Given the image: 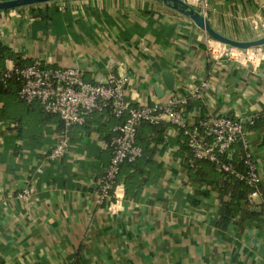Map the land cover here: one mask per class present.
<instances>
[{
    "label": "crops",
    "instance_id": "crops-1",
    "mask_svg": "<svg viewBox=\"0 0 264 264\" xmlns=\"http://www.w3.org/2000/svg\"><path fill=\"white\" fill-rule=\"evenodd\" d=\"M210 26L235 40L264 35V0H186ZM42 10L44 15L37 14ZM189 18L157 0H63L0 11V40L30 62L76 66L83 78L127 77L134 105L162 104L171 93L207 88L190 114L224 115L243 125L246 150L264 199V46L255 60L235 57ZM6 59L4 66H11ZM172 76L168 93L162 76ZM0 264H264V226L213 224L218 195L190 184L177 155L178 130L163 121L154 135L159 178L133 198L118 178L119 198L99 202L110 158L109 139L121 122L111 109L70 128L65 154H48L59 117L11 94L0 102ZM260 120L255 126L253 121ZM233 149V148H232ZM41 172H37V168ZM35 187L32 201L18 196ZM192 199L198 202L193 205Z\"/></svg>",
    "mask_w": 264,
    "mask_h": 264
},
{
    "label": "built area",
    "instance_id": "built-area-1",
    "mask_svg": "<svg viewBox=\"0 0 264 264\" xmlns=\"http://www.w3.org/2000/svg\"><path fill=\"white\" fill-rule=\"evenodd\" d=\"M207 40L210 51L218 55L215 42L219 41L209 35ZM228 48L232 57L243 52L249 61L255 60L261 50V46ZM0 76L4 82L11 79L19 82L17 96L21 101L27 104L38 102L44 112L57 115L62 121L63 127L47 155L50 159L65 154L70 142V128L83 124L87 115L110 107L112 114L121 119L108 142L110 158L98 184L99 202L119 198L116 178L121 164L134 161L142 155L141 147L134 142L139 124L148 122L158 125L163 121L170 122L183 133L195 159L211 162L251 187L247 195L249 205L253 206L255 198L262 196L261 178L246 150L242 123L224 115L199 118L186 109L189 99L202 96V91L207 88L206 82H202L194 92L187 89L182 93H171L162 104L134 105L126 96L127 77L120 74H108L104 82H91L83 78L81 69L76 66H51L34 58L24 65L12 62L11 66H4ZM237 141H241L245 148L243 171L237 170L230 160L223 158L224 155L230 156L231 148ZM36 171L39 173L42 169L38 167ZM34 192L35 187L32 185L24 188L18 196L31 202ZM262 203L264 205V199Z\"/></svg>",
    "mask_w": 264,
    "mask_h": 264
},
{
    "label": "trees",
    "instance_id": "trees-1",
    "mask_svg": "<svg viewBox=\"0 0 264 264\" xmlns=\"http://www.w3.org/2000/svg\"><path fill=\"white\" fill-rule=\"evenodd\" d=\"M44 13L39 10L37 14L44 15ZM8 58L12 59L16 65L28 63V61L20 59L19 55L0 40V70L3 68L4 61ZM18 88V81L11 79L4 82L0 76V102L9 94L18 101L23 102L17 96ZM195 107L200 110L202 115L203 108L198 101L189 99V103L186 106L187 111H191ZM4 109V106L0 108V115ZM107 109L109 110L110 107L105 108V110ZM58 121V130L60 131L63 126L62 121L60 119ZM259 123L260 120L256 119L251 127H255ZM162 132L161 124L154 125L142 122L137 127L134 142L141 147L142 155L134 161L122 163L116 178V181H118L120 175L123 174L125 193L133 198H136L145 187L159 178L157 171L160 168V164L154 159L155 145L153 146L151 143L153 141L158 142L154 135L157 134L159 137ZM178 135V150L176 153L181 158L182 167L188 177L187 181L189 180L190 184L196 186H208L218 195L217 216L214 218L213 224L219 229H227L231 225L242 223L243 221L246 224L256 223L258 226H264L263 203L259 204V209L255 210L252 209L254 206L247 203V195L251 191V187L238 180L232 174L224 172L215 164L195 159L186 144V138L183 133L178 131ZM232 148L230 156L224 155L223 158L230 160L237 170L243 171L245 168V148L241 141H237ZM191 202L193 205H198V202L194 199Z\"/></svg>",
    "mask_w": 264,
    "mask_h": 264
},
{
    "label": "water",
    "instance_id": "water-1",
    "mask_svg": "<svg viewBox=\"0 0 264 264\" xmlns=\"http://www.w3.org/2000/svg\"><path fill=\"white\" fill-rule=\"evenodd\" d=\"M56 1L63 0H0V11L15 9L25 6L38 5ZM161 2L163 5L175 10L179 14L189 18L197 27L203 29L210 37L213 39L232 47H237L241 49L254 47V46H264V35L251 39V40H235L229 37H226L216 30H214L205 16L196 10L191 4H189L186 0H157ZM158 73L161 74L162 79L164 81L165 86L168 89V93L174 88L172 76L166 72H161L159 68L157 69ZM253 210L257 209V207H253Z\"/></svg>",
    "mask_w": 264,
    "mask_h": 264
},
{
    "label": "rangeland",
    "instance_id": "rangeland-1",
    "mask_svg": "<svg viewBox=\"0 0 264 264\" xmlns=\"http://www.w3.org/2000/svg\"><path fill=\"white\" fill-rule=\"evenodd\" d=\"M83 75V74H82ZM20 102V101H19Z\"/></svg>",
    "mask_w": 264,
    "mask_h": 264
},
{
    "label": "bare ground",
    "instance_id": "bare-ground-1",
    "mask_svg": "<svg viewBox=\"0 0 264 264\" xmlns=\"http://www.w3.org/2000/svg\"><path fill=\"white\" fill-rule=\"evenodd\" d=\"M222 44V43H221Z\"/></svg>",
    "mask_w": 264,
    "mask_h": 264
}]
</instances>
